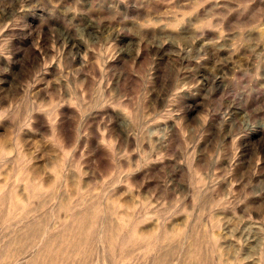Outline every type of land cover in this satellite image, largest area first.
Returning <instances> with one entry per match:
<instances>
[{
	"label": "rangeland",
	"instance_id": "1",
	"mask_svg": "<svg viewBox=\"0 0 264 264\" xmlns=\"http://www.w3.org/2000/svg\"><path fill=\"white\" fill-rule=\"evenodd\" d=\"M51 261L264 264V0H0V264Z\"/></svg>",
	"mask_w": 264,
	"mask_h": 264
},
{
	"label": "bare ground",
	"instance_id": "2",
	"mask_svg": "<svg viewBox=\"0 0 264 264\" xmlns=\"http://www.w3.org/2000/svg\"><path fill=\"white\" fill-rule=\"evenodd\" d=\"M80 218H82L83 221H84L85 218H87V217H86L84 214H81L79 218H78V217H75V218L73 219V221H74V222L76 221V226L73 227L74 225L72 224V225H73V226H72V230L75 229V228L78 229V228H79V225L82 226V225L85 223V222H83V221H80ZM59 249H60V248H59ZM63 252H64V250H63ZM48 264H57V263L51 261V262H49Z\"/></svg>",
	"mask_w": 264,
	"mask_h": 264
}]
</instances>
